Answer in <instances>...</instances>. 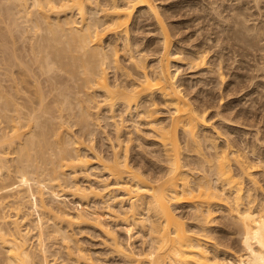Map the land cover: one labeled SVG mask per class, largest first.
<instances>
[{"label": "bare ground", "instance_id": "bare-ground-1", "mask_svg": "<svg viewBox=\"0 0 264 264\" xmlns=\"http://www.w3.org/2000/svg\"><path fill=\"white\" fill-rule=\"evenodd\" d=\"M6 1L7 11L13 7L21 13L24 29L21 46L19 37L17 46L12 42L15 36H7L10 45L20 46L23 53L7 44L4 48V40L0 47V146L10 148L16 143L21 176L58 180L64 175L63 187L70 190L59 189L62 194L94 210L104 204L122 224L145 222L149 240L144 248L124 246L115 236L119 222L106 224L105 212L100 211L92 223L82 210L59 216L57 210L45 207L48 201H41L50 214L52 231L59 232L62 240H75L81 248L72 237L74 227L103 231L101 224L121 264H264V201L258 198L262 188L255 176L264 175V159L231 140L217 143L219 132L208 120L209 100L194 102L177 83L178 69L171 67L179 63V52L171 50V38L154 0ZM13 10L8 12L14 15ZM141 10L154 18L161 34L162 45L152 64H145V48H139L130 33L129 24L137 22L134 14ZM188 61L193 69L206 63L202 54H192ZM157 103L168 109V120H163L165 116L158 120ZM100 110H106V118L112 120L114 135H104L110 153L93 143L91 116ZM126 117L135 128L138 123L147 125L162 164L155 167L164 170L154 168L146 174L138 164L141 158L131 146L135 138L122 132ZM69 123L77 124L82 136L76 138L62 128ZM6 158L0 149V164ZM96 168L103 171L100 179L89 178L88 171ZM81 177L88 183L82 179L78 184ZM105 192L106 198L100 200ZM181 204L190 207L194 228L185 226L175 212ZM215 207L224 208L228 225L235 226L238 248L223 249L208 233ZM137 212L144 214L136 219ZM3 219L0 215V246L9 262L36 264L27 246V231L11 221L6 233ZM48 238L41 237L40 230L36 242L43 248ZM82 249L77 253L82 264L98 260L108 264L103 258L92 260Z\"/></svg>", "mask_w": 264, "mask_h": 264}, {"label": "rangeland", "instance_id": "rangeland-1", "mask_svg": "<svg viewBox=\"0 0 264 264\" xmlns=\"http://www.w3.org/2000/svg\"><path fill=\"white\" fill-rule=\"evenodd\" d=\"M3 1H0V47L4 40L3 47L6 48L7 44L12 48V42L16 44L18 41L16 37H19L18 44L19 42L21 44L24 29V23L21 20L23 21L24 18H21V13L16 12L17 9L11 5L12 8L8 11L14 9L17 14L13 12V15L12 12H8V1L5 0L6 4L5 2L3 4ZM154 2L171 38V50L179 52V63L173 62L172 65L175 67H171V69L176 67L178 69L177 83H181L183 91L198 104L202 103H199L200 100L207 97L211 104L210 107L212 106L208 120L219 132L217 143L223 145L231 140L236 147L254 150L264 159V0H154ZM3 7H6L7 12L2 10ZM142 10L134 14V20L136 19L137 22L129 24L130 33L137 39V46L145 48L142 51L147 55L145 64H152L156 61L155 57L160 51L162 39L154 18ZM13 20L17 25L13 23ZM10 35L15 36L12 38L15 40L11 42V45L8 42L11 38L7 39ZM14 43L15 48H13L17 49L18 45ZM20 46L17 49L18 52H21ZM192 54L204 56L206 61L204 67L195 69L189 67L188 60ZM113 76L114 74L110 71V79ZM157 110L158 120L161 121V116H165L164 121L168 120L167 116L170 114L165 112L168 109L162 103H157ZM106 114V110L93 113L90 129L93 130L92 133L94 132L93 143L101 146L104 149L103 153H110L105 136L109 134V137H112L114 131L112 120L106 118ZM1 119L3 120L0 116V121ZM1 125L3 121L0 122ZM62 128L67 130L71 136L76 138L82 136L77 124H65ZM122 128L124 134L127 131L129 136L135 138L131 141V146H134L132 153L137 158H141L138 164L143 165L146 174L154 168L164 170L163 167L161 169L155 167L161 162L158 160L159 152L155 150L157 146L150 140L152 134L147 125L138 123L135 128L129 117H126ZM16 147V143L10 148L0 146L7 157L6 161L0 164V215L4 216L3 230L6 233L10 231L7 226H11V221H17L21 228L24 227L27 231L29 237L27 246L32 251L36 264L37 262L82 264L80 260H77L78 249L81 248L84 254L94 261L96 258H103L106 262L108 261V264L122 263L120 255L112 249L111 239L106 235L107 230L103 225H99L103 231L93 226L74 227L75 233L72 237L76 238L80 244L81 248H78L75 240H62L59 232L52 231V221L48 219L50 214L42 209L41 201H45L44 203L48 201L49 205L45 204V207L57 210L60 212L59 216H64V213L68 211L72 212L70 213L72 215L82 210L88 221L92 223H94L93 218L98 217V213L103 211L105 215L102 219L106 224L110 223L108 220L119 222L114 228L115 236L121 239L124 246L147 247L148 226L145 222L143 225L141 223L134 225L132 222L122 224L120 218L116 219L117 217L107 213L104 204H99L101 209L97 210L80 205L78 199L72 198L68 193L62 194L59 190L63 189L66 184L63 180L64 175L58 180L42 179L40 176L33 179L27 174L28 178L25 175L21 176L17 160L21 153ZM68 172V170L65 171V174ZM88 172H91L89 178L98 180L103 171L96 168ZM103 174L108 178L107 173ZM255 176L262 188V191L258 192V198L264 201V175L255 174ZM82 179L84 178L81 177L77 183L82 184ZM106 182L110 180L106 179ZM83 183H88V181L84 179ZM64 189L70 190L69 188ZM106 194L105 192L100 200H104ZM180 206L174 209L175 212L185 226L194 228L191 223L193 221H191L190 207L185 204ZM138 213L135 215L136 219L144 214ZM210 219L212 225L207 227V230L217 239L218 245L223 249L238 248V234L233 224L228 225L226 210L215 207ZM40 230L41 237H49L43 241V248L36 242ZM109 234H112L111 231ZM95 262L102 264L99 260L98 263ZM0 264H11L2 246H0Z\"/></svg>", "mask_w": 264, "mask_h": 264}]
</instances>
